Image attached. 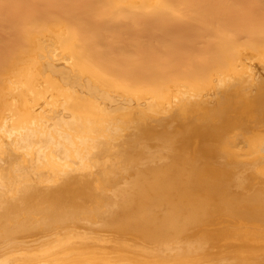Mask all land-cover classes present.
I'll use <instances>...</instances> for the list:
<instances>
[{
  "label": "bare ground",
  "instance_id": "obj_1",
  "mask_svg": "<svg viewBox=\"0 0 264 264\" xmlns=\"http://www.w3.org/2000/svg\"><path fill=\"white\" fill-rule=\"evenodd\" d=\"M0 264H264V0H0Z\"/></svg>",
  "mask_w": 264,
  "mask_h": 264
}]
</instances>
